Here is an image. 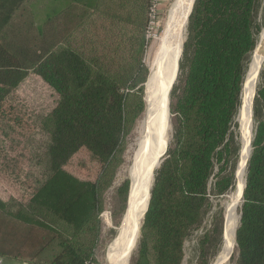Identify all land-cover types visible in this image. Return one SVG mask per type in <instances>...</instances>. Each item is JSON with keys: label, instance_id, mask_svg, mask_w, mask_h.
<instances>
[{"label": "trees", "instance_id": "trees-1", "mask_svg": "<svg viewBox=\"0 0 264 264\" xmlns=\"http://www.w3.org/2000/svg\"><path fill=\"white\" fill-rule=\"evenodd\" d=\"M42 1L0 0V93L35 74L58 95L41 121L49 139L46 177L25 203L0 199V257L97 264L105 204L115 228L127 208L129 180L114 179L145 109L152 2L71 0L41 18ZM263 21L264 0H194L169 94L171 138L128 264H182L185 240L201 225L210 195L233 187L227 156ZM252 105L255 127L231 253L236 264H264V61ZM81 148L97 166L94 179L65 169ZM216 216L212 234L199 240L200 264H212L221 248L225 219L221 210ZM210 247L217 248L211 263L204 258Z\"/></svg>", "mask_w": 264, "mask_h": 264}, {"label": "rangeland", "instance_id": "rangeland-1", "mask_svg": "<svg viewBox=\"0 0 264 264\" xmlns=\"http://www.w3.org/2000/svg\"><path fill=\"white\" fill-rule=\"evenodd\" d=\"M71 0H43L41 18L46 16L54 8H61L66 6ZM85 2L87 6H92L95 0H78ZM174 0H158L156 18L153 28L150 30V36L147 38L148 46L144 53V62L147 66V72L153 70L157 64L159 57L160 36L164 27L165 19L168 9ZM262 22V20H260ZM264 26V21L262 28ZM186 27V25H185ZM262 31V30H261ZM260 31V32H261ZM186 32V28H185ZM185 32L184 39L185 40ZM260 34V33H259ZM182 42V47H183ZM182 53V50H181ZM181 54L179 56V59ZM174 70L175 74L172 75L171 85L176 77L178 71V63ZM250 64V63H249ZM249 67V66H248ZM259 75L256 81L258 82ZM256 89V86H255ZM3 94V93H2ZM2 103L0 105V197L16 200L17 202L25 203L30 197L32 190L35 189L39 182L43 180L48 171V164L46 161V145L48 144V134L42 129V119L53 108L58 100L57 93L45 83L39 76L29 74L17 88L10 92L4 93ZM170 94V92H168ZM255 94V93H254ZM170 96V95H169ZM169 101V100H168ZM253 103V101H252ZM241 105V104H240ZM169 108V105H168ZM240 108V107H239ZM253 109V105H252ZM169 111V110H168ZM239 112V110H238ZM253 113V111H251ZM235 118L237 123L235 131V139L231 145L230 153L227 156L228 168H234V184L230 190L221 196L210 195V208L203 217L201 225L192 230L184 244V260L182 264H200L199 263V240L203 237V233L212 234V228L218 216L219 210L223 212L224 219L228 206L235 200L237 194V178L236 171L239 163L240 150H241V133L239 130V121ZM252 117L251 137L255 127V119ZM143 119V118H142ZM170 119V115H169ZM137 122V121H136ZM142 120H138L135 124L134 134L135 138L128 141L125 150L120 157L119 166L115 173V185L119 184L125 179L129 180V192L127 198V209L130 204V197L133 189V164L136 156V148L140 143L142 135ZM171 138V125L169 123L168 141ZM167 147V146H166ZM166 149V148H165ZM164 149V151H165ZM163 151V153H164ZM163 153L160 160L163 158ZM160 162V161H159ZM247 162V161H246ZM156 166L154 171L158 168ZM96 164L91 159L90 154L81 148L65 165V169L75 177L83 180L94 179ZM229 170V169H228ZM151 179L153 182L154 177ZM246 167L244 172L245 179ZM111 190V188H110ZM107 191L105 197H110L111 191ZM149 196V195H148ZM241 198L238 199L235 214L237 222L239 218V206ZM145 209V208H144ZM125 215V214H124ZM143 216V214H142ZM141 216V219H142ZM101 221L103 224V241L100 243L98 252L96 254L97 264H115L114 253L117 239L119 237L120 226L116 228L111 223V214L109 204H105V209L102 211ZM124 217V216H123ZM123 220V218H122ZM141 221V220H140ZM140 224V222H139ZM139 224L133 228L134 239L130 245V251L134 246L135 238L139 230ZM225 224V222H224ZM115 229L116 234L111 238L110 231ZM224 230V229H223ZM139 234V233H138ZM235 239V238H234ZM222 245V241H221ZM220 245V246H221ZM52 247V246H51ZM51 247L47 248L42 255L46 256L50 253ZM214 247H210L209 252L205 255V259H209L210 263L214 257ZM134 250V249H133ZM217 248L215 249V251ZM219 250V249H218ZM233 250V249H232ZM129 251V253H130ZM102 252H104L102 254ZM218 252V251H217ZM232 253V252H231ZM217 254V253H216ZM216 256V255H215ZM215 258V257H214ZM214 260V259H213ZM3 264H28L21 260H12L5 258ZM224 264H236L231 256Z\"/></svg>", "mask_w": 264, "mask_h": 264}, {"label": "bare ground", "instance_id": "bare-ground-1", "mask_svg": "<svg viewBox=\"0 0 264 264\" xmlns=\"http://www.w3.org/2000/svg\"><path fill=\"white\" fill-rule=\"evenodd\" d=\"M192 4L193 0H174L171 3L160 36L158 61L154 69L151 72L149 70L145 83V109L139 119L142 120L143 125L142 135L136 148L132 169L133 189L130 204L123 217L115 246V264H127L128 262L130 245L134 239L132 230L139 224L146 209L153 171L159 164L160 157L168 143V92L171 87L172 75L181 54L185 25ZM263 58L264 26L252 53L241 92V105L237 120L240 124L242 145L236 171L237 194L235 200L227 208L222 245L212 264H224L234 247V232L237 223L235 208L244 182L252 131V101Z\"/></svg>", "mask_w": 264, "mask_h": 264}, {"label": "built area", "instance_id": "built-area-1", "mask_svg": "<svg viewBox=\"0 0 264 264\" xmlns=\"http://www.w3.org/2000/svg\"><path fill=\"white\" fill-rule=\"evenodd\" d=\"M152 6H151V14H150V20L148 23L147 27V37L150 36V30L153 28V25L155 23V18H156V8H157V3L158 0H151ZM0 264H2V258L0 257Z\"/></svg>", "mask_w": 264, "mask_h": 264}, {"label": "water", "instance_id": "water-1", "mask_svg": "<svg viewBox=\"0 0 264 264\" xmlns=\"http://www.w3.org/2000/svg\"><path fill=\"white\" fill-rule=\"evenodd\" d=\"M193 3H194V0H193ZM192 6H193V4H192ZM192 6H191V9H192ZM191 9H190V11H189V14H190V12H191ZM189 14H188V16H189ZM187 19H188V17H187ZM263 61H264V58H263ZM263 61H262V63H263ZM262 65V64H261ZM260 69H261V66H260V68H259V72H260ZM259 72H258V74H259ZM177 75V74H176ZM258 76V75H257ZM176 78V77H175ZM175 80V79H174ZM174 82V81H173ZM173 84V83H172ZM172 86V85H171ZM170 89H171V87H170ZM170 92V91H169ZM168 105H169V102H168ZM169 115H170V113H169ZM252 115H253V113H252ZM250 150H251V146H250V143H249V153H248V156H249V154H250ZM165 151H166V149H165ZM165 151H164V153H165ZM164 153H163V155H164ZM161 161V160H160ZM160 163V162H159ZM243 188H244V182H243V187H242V189H241V193H240V197L239 198H241L242 197V194H243ZM149 195H150V193H149ZM148 202H149V197H148ZM148 202H147V206H148ZM147 206H146V209H145V211H144V213H143V216H144V214H145V212H146V210H147ZM142 216V217H143ZM139 226H140V224H139ZM138 233H139V230H138ZM138 233H137V236H136V238H135V243H134V246H133V248L131 249V251H130V253H129V257H128V262H127V264L129 263V258H130V255H131V252H132V250L134 249V247H135V244H136V242H137V238H138ZM230 256H231V254H230ZM229 256V257H230ZM229 259V258H228Z\"/></svg>", "mask_w": 264, "mask_h": 264}, {"label": "crops", "instance_id": "crops-1", "mask_svg": "<svg viewBox=\"0 0 264 264\" xmlns=\"http://www.w3.org/2000/svg\"><path fill=\"white\" fill-rule=\"evenodd\" d=\"M0 199L3 200V201L6 200L5 198H1V197H0ZM3 262H4V258H2V264H3Z\"/></svg>", "mask_w": 264, "mask_h": 264}]
</instances>
